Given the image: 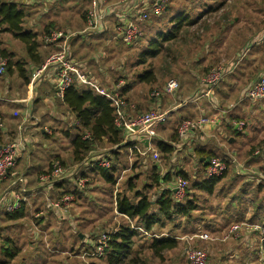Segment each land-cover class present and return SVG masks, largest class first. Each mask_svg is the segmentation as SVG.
Listing matches in <instances>:
<instances>
[{"label":"crops","instance_id":"obj_1","mask_svg":"<svg viewBox=\"0 0 264 264\" xmlns=\"http://www.w3.org/2000/svg\"><path fill=\"white\" fill-rule=\"evenodd\" d=\"M15 1L24 5L26 9H29L27 10L28 16L24 26L26 29L39 34V55H41V59L43 58L46 60L48 56L47 53L53 49V46L46 42V36H44L43 33L44 28L49 22H53L54 25L57 24L59 15L57 11H55V5L58 2H63L65 4L66 0H47L52 6L49 8L47 7V9H43L48 6L46 4L42 6L43 0ZM84 1H88L89 8L86 10L89 11L90 2L89 0ZM117 1L119 0H110L109 4H116ZM230 2L232 1L226 0L222 8L227 7ZM210 3L216 5L213 1ZM231 5L233 7V13L228 12L224 15L228 16L227 19H218L213 25H210L211 28L208 27L206 35H203L202 31L201 41L196 37L194 38L193 35L191 40L184 43L183 49L178 52L181 55L185 54V62L183 63L188 67L184 71H180V73L191 76L190 79L195 78L196 82H198L196 76L198 73L193 71V67L202 69L207 63H211L212 60H217L218 58H228L226 59L228 61V66H231L232 63H236L232 72L228 74L224 81L214 90L213 99L215 102L207 98L195 99V96L200 91L199 89L186 97L177 99L175 104L171 101L170 106H166L164 103L171 99H175V97H178V94L182 92L183 83L180 78L181 89L175 95L153 97L149 92V94L143 96V100L146 99L149 103L147 108L152 107L154 109L158 108L163 111H168L166 119L157 125V136L155 138L156 156H154L153 153L149 156H142L137 152H134L132 156L129 147H119L117 150V163L119 165L117 169L118 180L115 186L112 187L110 191L102 188L99 189L94 200L91 199L92 195L89 193V195H85L79 202L78 207L89 205L91 208H94V217L91 219L99 218L98 221H105L110 219L112 215H115V218H120V216H122L117 209V193L123 191L121 187L124 186V184H128L130 172L139 169L140 171L144 170L147 178L151 180V176L154 174L153 169H155L157 165L159 175L163 173L161 176L170 172L175 178L179 170H185L189 174L192 183H201L206 179L204 169L210 157L219 156L224 160L229 157L230 159H234L235 162H231L229 171H227L221 181L214 186L212 193H208L196 186L192 187L191 192L196 193L200 205L198 210H195L193 214L195 212H200V214H202L195 215V218L199 219V227H204V230L201 229L200 231L207 232L212 239L216 238L214 235L211 236L213 233L220 234V232H223L222 238L224 240H229L233 235H237L232 234L226 238V234L229 232L230 227L236 223L240 225L243 224L244 227H241L239 230L240 232L238 231V235L241 236V239L233 238L231 242H233L234 245L237 244V246L246 247L247 253L251 254L248 258H252V253L254 256L257 255L256 250H259L264 242H262L260 231L253 229L251 225L259 224L263 226L264 224V203H262L259 208L254 207L255 202L264 201V180L256 176V170L259 169L256 168V166L264 164V155H257L256 152L254 153L255 155H252L250 151L247 152V149L250 148L255 137L254 135H249L252 134L248 131L249 125L247 121L242 118L246 108L252 103H250V101L241 103L238 99L234 103H229L228 106L225 105V108H220V100L217 98H220L222 94L226 99H231L240 86H245L246 83L248 84L244 89L250 86L254 81V78L249 80L251 72H256L260 68L264 69V62L259 58L261 55L264 56V45L253 44V40L247 37L248 34L245 37L243 36V31L247 28V23H244L245 17L241 20L240 15L248 17L249 13H246V9L249 7V3L244 0L238 4L232 3ZM235 5L238 6L237 12H234L236 10ZM31 7H34L35 10L33 9L32 11L30 9ZM190 8L189 10L185 9L183 12L192 14V11L196 10L198 16L199 13L205 9V6L201 4L198 6L190 5ZM77 12L76 10V13ZM183 12L169 11L168 22L166 21L167 23H165L166 25L162 24L163 27L160 29V24L158 30H155L157 34L155 38L159 39V42L163 44L162 46H166L173 41H166L165 39L170 31L175 28V19L180 15L185 16ZM78 13H80V11ZM197 16L194 18L196 19ZM158 19H161V17ZM201 20L202 19H200L199 22ZM81 21L83 22L82 30L86 29L87 22H84L82 17ZM240 23L243 24L239 31V33H241L237 35L239 37L232 45L230 44V40L236 37L232 35L236 32L235 27ZM149 24V22L140 24L144 33L152 31V28L154 29V26H149ZM196 25L197 24H193L192 26ZM105 26L107 28L99 33L85 32L79 38L71 40V52L73 56L79 55L78 57L80 59L85 60L83 63L86 68L90 70L92 76L95 74L94 70L96 68H100L103 66L102 63L112 58L111 55L113 52V49L106 48V56L102 59V51H99V53L94 52L95 46L102 43L110 45L116 44L113 42L112 20L110 19L108 23H105ZM41 28H43L42 31H40ZM140 40L141 39L137 40L131 45H127V47L131 48L127 53L132 52L133 48ZM105 41H108V43ZM80 42H83L82 46L78 45L74 47L76 44H80ZM203 43L206 45L203 46ZM14 46H19L20 51H16V49L13 48ZM85 47L90 48L88 52L83 54L82 50L85 49ZM202 47L203 51L201 52L200 49ZM0 49H5L13 53L14 60L27 63L26 68L28 71L34 69L35 62L28 56L25 44L11 32H2L0 34ZM148 49L149 47H146V53L151 54ZM183 50H189L190 56L188 57ZM162 51L154 58L161 56ZM149 56L150 55H148V57ZM201 56L204 57L202 64L200 63ZM154 58H150L148 62H152ZM161 59L166 58L161 56ZM133 60L137 61V59L134 58ZM136 61H131L129 66H126L123 61L113 62V64L107 67V72H111V76L106 77L101 74L102 77H100V74H97V78H101L100 81H98L108 88L116 85L115 83L127 82L128 79L132 78V75L129 73L130 70L139 68L134 65ZM159 64V70H161L163 65H168L166 61L163 63L159 62ZM155 73L157 74V69H155ZM122 74L126 77H121L120 75ZM93 77L95 78L96 76ZM228 79H231V81H227ZM249 81L252 82L249 83ZM30 82L20 77L17 71L0 75V117L3 123L2 127H0V145L18 142L20 146L19 157L16 164L9 171L6 179L0 181V196L5 190L13 189V191H17V193L19 192L25 197V204L22 209L24 214L22 217L10 219L7 215H2L0 213V260L11 259L9 255L6 254V251L10 250L11 252H16L10 260L11 264H73L75 260H81L80 254L84 250L89 251L93 245V240L88 238L89 232H83L84 228L86 229L87 227V224L84 225L85 220H83L85 215L83 216L77 212L74 220H72L74 217H71V219L61 217L52 208L47 206L46 198L49 196L51 198L53 195L61 197V193L75 187L74 182L69 179H64L65 181L62 182V187L53 186V188L47 189L40 182L39 175L40 172L49 168L55 156L63 158L58 148L52 147L55 145L53 144L54 139H58L56 138L58 136L54 134L62 135L70 144L72 138L66 137L64 129L71 124L70 122H73L74 116L67 105L63 103V98L59 96L56 77L53 73L45 74V76L37 82L33 95L29 88ZM138 84L145 83L140 82ZM224 84H226L224 87L225 91H222V86ZM133 90L134 85L128 95H130ZM126 102L129 105L128 101ZM135 104L138 106V101H135L133 104L131 103L129 109H127L129 117H132L130 113L133 114L135 111ZM233 104L235 107L230 108ZM206 113H212L213 115L210 117H217V123L205 125L201 130H196L187 143L189 145L191 144L189 147L193 146L191 149L188 148L186 144L178 149L175 143L178 142L176 132L179 124L184 119L197 117V115L200 117L206 116ZM236 121H245V128L243 130L236 128L234 125ZM46 129L50 130V132ZM254 130L256 133L258 132V134H260V131H263V127L258 125ZM165 131H168V133L165 136L161 135V132ZM213 132L218 138L214 137ZM216 139H219L222 143L220 144ZM161 142L173 146L174 150L172 153L165 152L163 149L161 150L159 147V143ZM108 150L113 151L116 150V148L110 146ZM188 150L191 151V153L189 152L190 155L184 157L186 159H184L182 163L179 165H172V160H174V158L177 159L179 156L183 157ZM163 157L164 159L167 158L171 160V162L166 165L165 169L157 164ZM255 160L261 161L254 162ZM191 168L192 170L189 171ZM138 180L139 179H136V181ZM149 182L150 181L145 183L144 192L148 195H150L152 191L154 194L158 193V190L154 188L145 189L146 184ZM23 186L26 188L25 192L21 189ZM161 186L169 187L163 182ZM138 190L143 191V188L138 187ZM160 192L161 189H159V193ZM107 203L111 204V208L107 207ZM38 213L41 215L36 217ZM91 219L89 218V222ZM76 252H78L79 255H75L74 253ZM232 256H236V253L230 255L229 258H232ZM57 257L59 258L57 259ZM90 259L94 260L95 258ZM227 259V254L223 253L220 260L225 261Z\"/></svg>","mask_w":264,"mask_h":264},{"label":"trees","instance_id":"obj_2","mask_svg":"<svg viewBox=\"0 0 264 264\" xmlns=\"http://www.w3.org/2000/svg\"><path fill=\"white\" fill-rule=\"evenodd\" d=\"M201 1V0H198ZM196 0H191V6H198L199 4L205 6V9L202 10L197 18L195 19L193 13L183 12L185 9H191L190 4L186 7L185 5L174 4V0H170L166 10L165 15L169 14L168 12H176L180 11L185 13V16H178L175 21V28L170 31L169 35L165 39L166 41H175L181 36V32L184 26H192L193 24H199V20L206 17L208 14L216 12L220 10L224 5L226 0L217 1L216 5H213L208 2H198ZM194 2V3H192ZM186 7V8H185ZM24 5L15 1V0H0V34L2 32H11L14 34L19 40H21L25 46L28 53V56L32 61L35 62L34 69L27 70L25 62H21L19 60H14V54L8 52L5 49H0V58H4L7 60L6 64V74H10L13 71H17L19 76L25 79L27 82H30L32 72L40 67L45 60L39 55V34L32 30L26 29L24 24L27 20L28 11ZM163 14V15H164ZM161 16H153L154 21L160 22L162 19H158ZM228 16H223L222 19H227ZM82 19L84 22L88 20V11L85 10L82 13ZM144 24V23H143ZM53 29L57 28V24L54 25L53 22H49L44 28V36L49 34V32ZM143 29V28H142ZM62 30V29H61ZM84 30V29H83ZM202 32V29L200 30ZM69 32V31H65ZM144 33V31H143ZM180 33V34H179ZM81 33L78 32L76 36H74L73 40L79 38ZM145 33L143 34V36ZM163 37V36H162ZM197 39L201 41V38ZM118 44L122 43V40L117 39ZM123 44V43H122ZM125 44V43H124ZM163 44L159 42L158 38L151 37L148 39L149 52L151 54L146 53V51L138 56L135 66H145V68H141L143 70L138 69L136 73L137 81L143 82L147 85H153L157 83V74L155 73V68L152 66V63L148 62V55L150 58H154L159 55L160 51L164 49ZM205 43H203V46ZM162 46V48H161ZM203 48V47H202ZM54 50V48L48 53V55ZM191 50V49H190ZM153 52V53H152ZM187 56H190V51H186ZM185 54L182 56L184 57ZM75 58V57H74ZM76 59V58H75ZM80 59V58H79ZM77 60V59H76ZM185 60V59H184ZM79 61V60H77ZM81 62V61H79ZM264 71V70H263ZM121 77H126L124 74L120 75ZM120 77V78H121ZM259 78V77H258ZM257 78V79H258ZM255 79L253 82L250 81V86L257 80ZM116 84V83H115ZM134 82L128 81L125 82L123 88L121 90V94L128 101L129 105L132 103V99L128 93L133 89ZM249 86V87H250ZM152 86H150L151 88ZM248 87V88H249ZM154 90L153 87L151 89ZM151 90H149L151 92ZM63 103L67 105L69 110L73 113L74 119L73 122H70L65 129L64 134L68 138H72L70 142V160L69 164L72 167H76L82 164L87 157L91 155L94 151H99L98 145L101 143H106L114 147L118 145V148L113 151H103V157H108L112 165L110 168L102 167L98 164H95L93 167L87 168L86 171L81 170V177L87 178L88 181L86 183L85 188H79L75 183V187L72 189H68L65 192L61 193V196L65 193H72L76 196V204L79 205L80 200L87 195V191L90 185V179L98 177L102 179L103 182L110 185L112 188L115 186L118 180L117 169L119 167L118 154L117 150L119 147H129L131 143H124L125 140V132L122 128L118 127L115 123L116 120V108L112 105L111 100L107 99L104 95L97 93L95 90L80 86L78 84H74L69 87L62 97ZM150 99V98H149ZM152 102V100L150 99ZM129 105L127 104L125 109H129ZM264 105V104H263ZM140 105H138L137 109L139 110ZM128 113V112H127ZM142 113H136L135 115L130 113V115L134 118ZM75 120V121H74ZM77 123V124H76ZM246 123V122H245ZM177 139L179 138L178 132ZM177 141V140H176ZM4 145V144H2ZM160 149L165 152H171L174 150V147L165 142L159 143ZM259 151L258 154L264 155V147L263 148H252L250 154L255 155L254 153ZM257 154V155H258ZM214 157V156H213ZM219 157V156H218ZM212 158V157H210ZM264 158V157H263ZM54 160L60 161L63 167L67 168L66 161L60 156H55ZM227 163L230 166L231 159L227 157ZM253 161V160H252ZM261 160H255L254 162H260ZM53 161L49 168L45 171L40 172V175L44 173H48L53 169ZM207 166V163H206ZM205 166V169H206ZM71 168V167H70ZM259 168L256 170V176H259V172L264 171V164L260 166H256ZM204 169V173H205ZM158 166L156 165L155 169H153L154 174L151 176V182L146 184L145 189H157L159 193V189L161 192L155 193V199H152L150 195H148L144 191L138 190V186L136 184V179L139 178L138 174H134V176L129 177L128 184L125 185V189L117 193V209L122 214L120 219L121 223L115 226L105 227L104 224H101L98 221L99 218L91 219L90 224L93 223L92 230L88 233V238L93 240V244L97 241L98 237L105 233L109 236L108 247L103 257L99 258V260H106L107 264H148V262L143 259L141 255L142 250H137L132 256L133 245L135 237L139 234H150V242H148V249L153 252L158 257H162V253L166 250L174 249L178 246V239L164 234H159L154 231V226L159 225L160 227H165L167 222L174 221L175 216L182 215L183 217H187L189 220L195 219L193 216V212L198 210L199 201L197 200V195L194 192H191L193 186L199 187L202 190H205L208 193H212L214 190V186L221 181L224 175L229 171L228 169L220 176L209 177L205 173L206 179L201 183H192L190 180L189 174L185 170H179L177 172L176 177L174 178L170 172H167L165 175H159ZM88 171V172H87ZM91 173V174H90ZM39 175V176H40ZM178 177H182L188 179L190 181V186L186 191L185 197L178 201L175 199L174 192L171 189L173 184L176 182ZM70 180V179H69ZM63 180H58L53 182V186L62 187ZM162 182L168 185L169 187H162ZM127 187V188H126ZM163 189V190H162ZM125 190L134 191V194L129 195V193L125 192ZM92 191V190H91ZM128 191V192H130ZM264 201L255 202L254 207L259 208V206ZM25 201L22 202V205L19 209L13 212L2 211V215H7L10 219H17L23 216V207ZM73 219L76 218V212L73 210ZM103 217V216H101ZM115 215H112L110 219L105 220L106 223L113 224L112 222L115 218ZM164 219V220H163ZM103 221V220H102ZM135 223V224H134ZM97 224V225H95ZM176 225V224H175ZM103 226V227H102ZM177 226V225H176ZM264 226V224H263ZM105 228V229H104ZM141 228V229H139ZM144 229V231H143ZM78 237V235H77ZM93 247V245H92ZM93 249V248H91ZM90 249V250H91ZM79 252V251H78ZM74 253L75 255H79V253ZM6 254L12 259L16 252H11L10 250L6 251ZM82 253L80 254L81 258ZM0 260V264H11L10 260ZM95 260V259H94ZM94 260L89 261L90 264H95ZM128 261V262H126ZM79 264H87L82 258Z\"/></svg>","mask_w":264,"mask_h":264},{"label":"built area","instance_id":"obj_3","mask_svg":"<svg viewBox=\"0 0 264 264\" xmlns=\"http://www.w3.org/2000/svg\"><path fill=\"white\" fill-rule=\"evenodd\" d=\"M109 1L89 0L90 9L88 11L87 27L79 33H99L107 28L105 23H108L111 19L114 39L118 37L126 45H131L143 37L144 33L140 24L145 23L150 17L163 15L170 2V0H119L116 4L113 3L111 5ZM77 34L65 32L61 29H53L46 35V42L51 44L54 50L47 56L45 62L32 72L29 85L31 94L33 95L37 82L47 73L55 75L60 97H63L65 91L74 84L91 88L111 100L112 105L115 106V123L125 132L124 143H131L129 150L132 156L134 152L142 156H149L152 153L156 156L155 138L157 136V125L166 119L168 111L156 109L134 118L129 117L125 109L127 102L121 94L124 83H116V85L108 88L90 74L83 62H79L74 58L71 52V40ZM253 44L264 45V35L259 40L254 41ZM6 64L7 60L0 58V75L5 73ZM235 64L232 63L231 66H228L227 63H222L212 67L202 79L200 91L195 96V99L207 98L215 102L213 99L214 90L232 72ZM180 89L181 83L179 79L171 77L163 88L154 89L151 92V96L175 95ZM238 101L241 103L251 101L264 104V73L249 88L243 91ZM234 107L235 105L233 104L230 108ZM216 123L217 117L203 116L184 119L177 128L179 138L178 142L175 143L176 147L179 149L184 144H187L196 130L203 128L205 125ZM2 125V118L0 117V127ZM234 125L236 128L243 130L246 123L245 121H236ZM46 130L50 132V130ZM19 147L18 142L0 145V181L6 179L9 171L16 164L19 157ZM114 148H118V145L114 146ZM102 152H92L82 164L71 168H65L60 161H55L50 172L40 175V182L48 189L53 188L52 183L55 181L70 179L79 188H85L88 179L81 177V170L86 171L87 168L93 167L95 164L105 168H110L112 165L111 160L108 157H103L104 154ZM256 153L258 154L259 151ZM231 162H235V160L231 159ZM228 167L227 160L220 157H212L208 160L205 173L209 177L221 176ZM258 177L264 180V171L259 172ZM189 186L190 181L188 179L179 177L171 187L175 199L178 201L182 200ZM21 189L23 192L26 191L24 186ZM24 199L25 197L21 193H17L13 189L5 190L0 196V213L2 211H16L21 207L22 202L25 201ZM46 199L48 207L52 208L61 217L70 218V208L76 203L74 194L65 193L58 200H52L50 196ZM40 215L38 213L36 217ZM242 226L243 224H233L226 234V238L232 234H237ZM251 227L260 231L262 242H264V226L253 224ZM196 236L203 240L210 238V235L203 231L198 232ZM109 239L107 234H101L93 244V249L84 250L81 258L87 264H90L88 261L90 258L99 259L103 257L108 247ZM186 256L192 264H207V255L201 249L189 247L187 248ZM261 256L264 264V247L261 249Z\"/></svg>","mask_w":264,"mask_h":264},{"label":"rangeland","instance_id":"obj_4","mask_svg":"<svg viewBox=\"0 0 264 264\" xmlns=\"http://www.w3.org/2000/svg\"><path fill=\"white\" fill-rule=\"evenodd\" d=\"M40 1V0H38ZM45 1V2H44ZM198 1V0H196ZM203 2H208L210 3L211 1L215 2V4H217V1L219 0H201ZM198 1V2H201ZM232 2H230L227 7H224L216 12H213L211 14H208L206 17H204L198 25L196 26H184L182 32H181V36L176 39L175 41H172L170 43H168L166 46H164V49L161 53V56H164L166 59H161V56H159L158 58H154L152 60V66L157 69V77H158V81L156 84L153 85H146V84H138L140 82L137 81L136 78V73L138 69H141L142 67L145 68V66H141L139 68L136 69H132L130 70V74L132 75V78L129 79V81L134 82V90L133 92L129 95L130 99H132V104L135 103V101H138V105H140L139 110L136 109L138 106L137 104H135V111H134V115L136 113H147L150 112L152 110H156L154 108H147V105L149 104L147 102L146 99L143 100V96L149 94V90L153 88L156 89H161L162 86L164 85V83H166L171 77H177L178 79L180 78V80L183 83V90L182 92H180V94H178V97H175V99H171L169 101H167L166 103H164L166 106H170L171 101L172 103H176L177 99H181L183 97H186L189 94H192L194 92H196V90L198 91L201 88L202 85V79L206 76V74L211 70L212 67H214L217 64H226L228 61L226 59L228 58H218L217 60H212L211 63H207L205 66H203L204 68H192L193 71H196L198 74L197 76V81H195V78L190 79L191 76L186 75V74H181L180 71H184L185 69H187V65H185L183 62H185L184 57H182L183 55H181L180 53H178L180 50H182L184 43H187L191 40V37L194 35V38L197 36L198 38H201L202 33L203 35H206L207 29L208 27H210V25H213L214 22L218 21V19H221L224 15H226L228 12H232V3L238 4L239 2H242L244 0H230ZM249 3V7L246 9V13L248 14L247 16L244 15H240L241 20L243 19V17H245L244 19V23H247V28L243 31V36L245 37L247 34V37H250L253 42L259 40L262 35H264V0H246ZM66 3L64 4L63 2H58L55 5V11H57L59 18L58 22H57V28L62 29L64 31H69L72 33H78L80 31H82L83 28V22L81 21V17H82V13L89 8L88 6V1H84V0H66ZM191 0H174V4H180V5H185L186 7L188 6V4L191 5ZM194 3V2H192ZM46 6L43 9H47V7H52L47 0H43L42 2V6ZM185 7V8H186ZM238 6L235 5L236 10L234 12H237V8ZM67 8V9H65ZM32 11L33 9L35 10L34 7L30 8ZM204 9V8H203ZM76 10L80 13H76ZM248 10V12H247ZM193 16H197L198 12L196 10L192 11ZM252 13V15H251ZM81 15V17H80ZM232 18V17H231ZM234 18V16H233ZM232 18V19H233ZM162 21L158 22V21H154L153 17H150L146 22H149V26H154V29L152 28L150 32H145V35L141 38V40L139 41V43L137 45H135V47L133 48L132 52L127 53V51H130L131 48L127 47V45H125L123 42L120 43L118 45L117 39L118 37H116L117 39H114L113 42H115L116 44H98L95 46L94 52H98L102 51V59L105 58L106 56V48L108 49H113L112 51V55H111V59H108L107 61H105L103 64V66H101L100 68H96L94 70L93 76H96L95 78L97 80L100 81L101 78H97V74H101L103 76L109 77L111 76V72H107V67L111 64H113V62L116 61H123L125 62L126 66H129V64L131 63V61H136L133 60L137 59V57H140V54L144 53L146 51V47L148 46V39L150 37H156L157 34L155 33V30H158L159 25L160 29L161 27H163V25H166L165 23L168 22V14H164L163 17H161ZM167 21V22H166ZM211 23V24H210ZM163 24V25H162ZM251 24V25H250ZM243 26V24H239L238 26L235 27L236 32L232 35V36H236L233 38V40H230V44L233 45L234 41L236 39H238L239 36H237L240 31V28ZM211 28V27H210ZM202 29V33L201 30ZM43 28L40 29V31H42ZM180 34V33H179ZM154 35V36H153ZM113 36V34H112ZM111 36V37H112ZM120 40V38H119ZM83 41V39H82ZM106 43H108V41H105ZM78 45H83V42H80V44H76L77 47ZM206 45V44H205ZM14 49H16V51H20V47L19 46H14ZM90 47H85V49H83L82 53L84 54L85 52H88ZM186 48V47H184ZM205 48V47H204ZM93 50V49H92ZM187 50H183V52L185 53ZM200 51H203V48L200 49ZM93 52V51H91ZM48 54V53H47ZM98 55V54H96ZM79 56V55H78ZM78 56H75V58L81 62H85L84 59H79ZM91 56V55H90ZM133 56V57H132ZM202 58H200V63L202 64V62L204 61V57L201 56ZM259 57V56H258ZM259 58H261V60L264 62V56L261 55ZM88 59V58H87ZM148 59H150V56L148 57ZM168 65H163L161 70H159V62L163 63L165 62ZM106 67V68H105ZM89 70V69H88ZM169 70V71H168ZM263 68H260L258 71L256 72H251V77H249V80L251 78H254L253 80L257 79L258 77H260L261 75H263L264 71ZM90 71V70H89ZM261 71V73H260ZM227 81H231V79H228ZM126 82V81H124ZM123 82V83H124ZM250 82V81H249ZM227 84V83H226ZM224 84L222 86V91L225 89V85ZM248 83H246L247 85ZM245 86H240L235 93L233 94V96L231 97V99H226L222 94L220 95V98H217L220 103L219 107L220 108H225V105H229V103L231 102H236L240 96L242 95V91H244V87ZM149 86H152L151 88H149ZM244 89V90H243ZM225 91V90H224ZM152 92V90H151ZM150 92V93H151ZM180 95V96H179ZM250 103H252L248 108H246L244 115H242V118L244 120L247 121L248 123V131H250L249 135H254V141L252 142L250 148L247 149V152L251 151V147L252 148H263L264 147V105L263 104H259V103H253L250 101ZM213 115L212 113L207 114L206 116H211ZM200 116L197 115L198 118ZM258 125L260 127H263V131H260V134H258V132L256 133L254 128L258 127ZM201 130V129H199ZM198 131V130H197ZM168 133V131L165 132H161V135L165 136ZM214 134V132H213ZM55 136H58L56 138L58 139H54V146L52 147H57L58 151H60V154L62 155L64 161H66L67 167H72L69 164V160H70V144L68 141H66L64 139V137L62 135H57L54 134ZM214 137L218 138L215 134ZM220 142V144L222 143L219 139H216ZM188 148H192L189 147V144H186ZM193 145V143H192ZM195 145V143H194ZM111 145L106 144V143H101L98 145L99 151H107L108 147H110ZM56 148V149H57ZM189 152L191 153V151H186L184 156H179V158L172 160V165H179L180 163L183 162L184 157L189 156ZM56 161L57 160H53ZM52 161V162H53ZM158 162V161H157ZM171 162L170 159H164V157L157 163L158 165H161V167H163L164 169L166 168V165ZM191 169H189V171H191ZM138 174L139 175V180L136 182L137 186L139 188H143L144 190V186L145 183H147L148 181H150L147 176H146V172L140 171L139 170H135L134 172H130L128 177L134 176V174ZM163 174V173H162ZM161 174V175H162ZM174 177V176H173ZM178 179V178H177ZM90 185L88 187V189H93L88 190L87 191V195H92L91 199L94 200L95 195H97L96 193L99 192V189H106L108 191H110L111 187L110 185H108L107 183L103 182L101 178L95 177L90 179ZM177 181V180H176ZM151 182V181H150ZM122 184V183H121ZM3 188V187H2ZM121 189H125V184L124 186L121 187ZM96 190V191H94ZM125 192H128L127 190H125ZM129 195L134 194V191H130L128 192ZM133 196V195H132ZM59 196H54L51 197L52 200H58ZM150 197L152 199H155L156 195L154 194V192L152 191L150 194ZM264 203V202H263ZM107 207L111 208V204L107 203ZM71 216L69 219H71V217H73V213L72 211L74 210L76 213L78 212V214L80 213L81 215H85V218H83V220H85L84 225L87 224L86 229L84 228L83 232H90L92 230L93 227V223L90 224L89 223V218H93L94 217V208H91V206L89 205H83V207H78V204H74L71 208ZM84 211V212H83ZM109 213V212H108ZM110 214V213H109ZM205 214V213H204ZM112 215V214H110ZM195 215H202L200 214V212H195ZM82 216V217H83ZM164 220V219H163ZM198 220L197 219L195 221V219H191L189 220L187 217H183L182 215L180 216H175V220L174 221H169L167 222L165 227H160L159 225L154 226V231H156V233L159 234H164V235H169V236H173L175 238L178 239V246L174 249H170V250H166L162 253V257H158L155 254H153V252L151 250L148 249L147 245L148 242H150L149 239L150 238V234H139L137 237H135L134 240V245H133V252L131 254V256L137 251V250H142L141 251V257L143 259H145L148 264H192L186 256V251L187 248L189 247H193L195 249H201L203 250L206 255H207V264H262V260H261V249L262 247H264V244H262L260 246L259 250H256V254L254 256V254L252 253V258H248L249 255H251L250 253H247L246 251V247H241V246H237L234 245L233 242H231V240L234 239H241V236H239V232L237 233V235H233L231 239L229 240H224L222 238V233H213L211 236H216V238L212 239V237H210L209 239L203 240L201 238H199L198 236H196L198 234V232H200V230H204V227H199L198 224ZM205 221V220H204ZM112 222H115L113 224L110 223H106L105 221H101L99 222L100 225L104 224L103 226L110 227V226H115L118 225L119 223L122 222V220L120 218H115L113 219ZM135 224V223H134ZM177 226H176V225ZM97 225V224H95ZM102 226V227H103ZM244 227V225L242 226ZM77 229V228H76ZM105 229V228H104ZM144 231V229H143ZM211 232V231H210ZM230 242V243H229ZM237 242V241H235ZM232 243V244H231ZM236 253V256H232V258H229L230 255H234V253ZM223 253L227 254L228 259L223 261L220 260ZM59 257H57L58 259ZM93 259H90L88 261H91ZM73 261V260H72ZM81 261V260H79ZM78 260H75L73 262V264H79ZM128 262V261H126ZM95 264H107L106 260H99V259H95L94 260ZM130 262H128L127 264H129Z\"/></svg>","mask_w":264,"mask_h":264}]
</instances>
